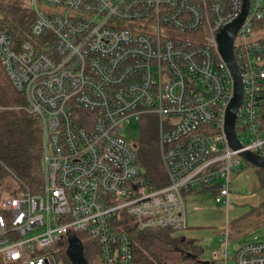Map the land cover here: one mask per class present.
<instances>
[{
	"label": "built area",
	"instance_id": "2783aa9c",
	"mask_svg": "<svg viewBox=\"0 0 264 264\" xmlns=\"http://www.w3.org/2000/svg\"><path fill=\"white\" fill-rule=\"evenodd\" d=\"M35 14L29 38L0 32V62L39 117L44 183L21 182L0 198V258L63 264L72 237L95 243L102 264H135L137 229H188L185 191L212 189L230 205L244 160L225 133L234 80L217 36L243 0H20ZM43 6L53 7L48 12ZM62 9V10H60ZM264 0H250L234 56L244 83L236 131L243 150L264 157ZM152 115L167 182L151 187L125 132ZM84 237H82L83 235ZM82 235V236H81ZM215 251L217 264H229ZM235 264H264V241L242 244Z\"/></svg>",
	"mask_w": 264,
	"mask_h": 264
},
{
	"label": "trees",
	"instance_id": "16d2710c",
	"mask_svg": "<svg viewBox=\"0 0 264 264\" xmlns=\"http://www.w3.org/2000/svg\"><path fill=\"white\" fill-rule=\"evenodd\" d=\"M34 20V12L20 0H0V32L7 30L15 43L29 38ZM261 122L264 127V104ZM136 145L138 163L150 186L164 185L167 178L157 134L142 136ZM43 151L41 120L27 111L24 94L16 89L0 62V186L11 175L34 194L39 193L44 183ZM257 173L264 188V169L257 168ZM250 215H255L256 227L264 228V201L252 207ZM118 225L131 236L135 264H217L203 258L205 248L199 240L170 228L140 230L127 218L118 221ZM59 255L63 264H73L65 251ZM85 257L89 264H102L95 243H86ZM0 264L14 263L0 258Z\"/></svg>",
	"mask_w": 264,
	"mask_h": 264
},
{
	"label": "rangeland",
	"instance_id": "374dc122",
	"mask_svg": "<svg viewBox=\"0 0 264 264\" xmlns=\"http://www.w3.org/2000/svg\"><path fill=\"white\" fill-rule=\"evenodd\" d=\"M43 9L54 12L53 7L43 6ZM155 133L158 137L157 118L152 115H142L138 119L135 117L131 119L125 135L134 145L142 136ZM135 152L139 159L137 148ZM17 186V180L11 175L7 176L0 186V198L4 190H11ZM232 186L228 208L217 203L210 190L184 192L188 229L202 240L205 248L203 258L206 261H213L212 255L215 251H225L226 229L229 240V264H235L234 256L242 244L264 240V228L256 227V217L250 215L252 204L264 201V188L260 185L257 168L243 162L233 174Z\"/></svg>",
	"mask_w": 264,
	"mask_h": 264
},
{
	"label": "water",
	"instance_id": "95a60500",
	"mask_svg": "<svg viewBox=\"0 0 264 264\" xmlns=\"http://www.w3.org/2000/svg\"><path fill=\"white\" fill-rule=\"evenodd\" d=\"M250 0H243V9L240 16L231 24L225 26L217 36L218 50L223 60L226 62L234 80V95L228 106L225 120V133L232 150L240 151L239 156L244 162L249 163L257 168L264 169V157L249 150H243L236 131V120L238 111L242 105L244 96V83L241 72L238 68L234 56V41L238 30L244 23L249 14ZM137 147V145H134ZM70 247L67 255L73 264H89L79 239L72 237L69 240ZM208 263V261H207Z\"/></svg>",
	"mask_w": 264,
	"mask_h": 264
},
{
	"label": "crops",
	"instance_id": "0c3cea01",
	"mask_svg": "<svg viewBox=\"0 0 264 264\" xmlns=\"http://www.w3.org/2000/svg\"><path fill=\"white\" fill-rule=\"evenodd\" d=\"M208 190L212 191L213 194L215 193V191L212 190V189H208ZM262 202H263V200L258 201L257 203L252 204V207L258 206V205H260ZM252 207H251V208H252ZM188 228H189V225H188ZM227 231H228V229H227ZM182 234H184V235H185L186 237H188V238L199 240L200 243L203 245L202 240H201L199 237H197V236H196V233H194L193 231H190V230L188 229L187 231H185V232L182 233ZM263 241H264V240H263ZM203 246H204V245H203ZM208 261H209V260H208Z\"/></svg>",
	"mask_w": 264,
	"mask_h": 264
}]
</instances>
